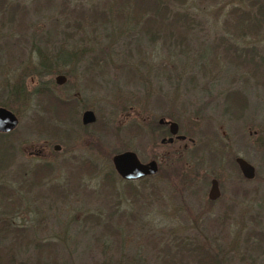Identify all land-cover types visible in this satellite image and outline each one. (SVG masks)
<instances>
[{
  "label": "rangeland",
  "instance_id": "obj_1",
  "mask_svg": "<svg viewBox=\"0 0 264 264\" xmlns=\"http://www.w3.org/2000/svg\"><path fill=\"white\" fill-rule=\"evenodd\" d=\"M63 1L0 0V107L19 116L11 135L0 137L2 161L7 141L13 147L9 166L0 169V188L13 192L0 201V220L22 230L15 261L191 264L185 248L200 243L222 263L264 264V18L257 33L230 38L237 47L256 49V66L233 63L220 45L230 33L223 26L229 8L253 9L252 0H186L194 13L187 46H172L162 36L150 42L132 22L122 24L132 21L128 15L90 32L76 30ZM83 36L101 42H90L94 72L86 66L94 54L83 55L68 75L29 70L37 46L66 40L78 47ZM58 74L65 77L61 84L54 81ZM20 85V92L12 88ZM38 87L71 100L68 118L42 111ZM234 92L247 102L241 110H230L224 100ZM85 109L95 120L83 126ZM34 114L46 124L32 123ZM160 118L174 122L183 138L160 142L170 135ZM124 150L141 162L156 160L157 172L131 186L119 177L106 183L111 156ZM236 156L254 167L252 179L241 176ZM88 160L95 165L91 173L71 178ZM36 163L53 167L39 184L30 182L27 170ZM211 178L220 195L209 203ZM10 241L11 234L0 238V260ZM45 244L54 248L38 253Z\"/></svg>",
  "mask_w": 264,
  "mask_h": 264
},
{
  "label": "trees",
  "instance_id": "obj_2",
  "mask_svg": "<svg viewBox=\"0 0 264 264\" xmlns=\"http://www.w3.org/2000/svg\"><path fill=\"white\" fill-rule=\"evenodd\" d=\"M92 0L91 2L83 1H70L64 0L63 6L67 8L68 13L66 18L70 20L69 24L75 26L76 30L87 28L90 32L95 29L97 24L109 25L112 23L113 17L119 18L122 20V16L128 15L132 21L124 20L122 24H126V21L133 23V25L140 28L141 32L147 34L150 42H154L159 39L161 36L163 40L170 41L171 45L183 46L186 45V33L188 32L191 24L193 23L192 18L194 13L189 11L185 6L186 0ZM201 1V0H199ZM252 4H255L253 9L247 10L238 8L237 6L229 8L227 11L226 18H224L223 26L226 32H230L229 35L223 37L220 45L222 46L224 52L227 55L231 56V61L233 63L246 66L253 64L256 66V63L253 61L255 56H259L256 49L253 46H243L237 47L236 44L230 43V38L234 35V38H241L250 34H255L260 29V24L264 18V0H252ZM73 11V13L71 12ZM73 14V16H72ZM113 31V30H111ZM118 30L117 32H119ZM161 32L163 35H161ZM119 35V34H118ZM115 36H106L107 38L113 40ZM97 37L95 36H83L79 40L85 43H82L81 46L73 47L67 44L66 40L61 41L58 46L52 48L40 47L37 46L35 49V64L29 70L35 75L41 76L49 73H63L64 75L70 74L71 67L76 66L77 62L83 55L94 54L91 50L93 49L91 40L96 44H101L98 42ZM116 39V38H115ZM117 40V39H116ZM115 40V42H116ZM172 40V41H171ZM110 42V41H109ZM107 43V46L109 44ZM184 43V44H182ZM184 45V46H185ZM187 46V45H186ZM53 49V50H51ZM264 55H260V60H263ZM93 57L90 62L87 64V70L95 71V66H98L97 56L91 55ZM228 57V56H227ZM94 65V66H93ZM20 77L18 81L21 79ZM19 83L22 84V81ZM9 86V85H7ZM15 91L20 92L22 86L12 87ZM38 87L36 90L38 105L46 114L50 112L52 117L64 120L68 118L73 108L71 100H64L61 98H56L46 87L45 90ZM13 90V91H14ZM48 91V92H47ZM21 95V94H20ZM224 100L227 102V107L230 110H241L247 104L243 95L238 92L227 93L224 96ZM48 110V111H47ZM47 111V112H46ZM15 114V113H14ZM16 115V114H15ZM37 116L32 117V123L34 124H46L43 119V115L36 114ZM18 116V115H17ZM16 116V118H17ZM19 117V116H18ZM18 122V119H17ZM52 130L54 132L62 133L63 130H60L55 125L52 124ZM13 130V129H12ZM0 132V137H8L11 135V131ZM64 134V133H63ZM8 154V157L3 159L0 155V169L9 166L11 158L13 157L12 144L11 141H7V146L5 147ZM82 165V166H80ZM80 167L77 165V169L70 173V177L77 179L82 173L90 174L91 170L95 165L91 161H85L81 163ZM75 166V167H76ZM53 167L49 163H40V164H31L27 167L28 172L30 173L31 183L39 184L46 176H49ZM118 176L112 169L105 176V181L108 184H113L118 181L116 178ZM149 177V176H145ZM139 178L142 180L143 178ZM151 177V176H150ZM119 179H121L119 177ZM137 179V180H139ZM126 182V185L131 184L132 181L136 180H123ZM183 181V180H182ZM154 189L156 187H153ZM152 188V189H153ZM54 190L57 188L54 187ZM11 190L0 188V201H5L4 197L7 200V196L11 194ZM13 193V192H12ZM9 199V197H8ZM207 202L212 203L213 201L206 199ZM11 227L9 221L0 220V238L3 239L7 234L13 236V243L10 241L5 246V255L4 259L0 260V264H23L24 262H16L14 247L16 242L22 238V230L19 228H8ZM183 245H181L182 247ZM41 247L38 250L39 252H46L48 248H54L53 245L45 244L40 245ZM187 254L190 256L191 264H229L228 262L222 263L221 258L218 257L216 253L207 245L200 243L191 244L186 246ZM39 255V254H38ZM38 258V257H37ZM165 261V264H171ZM171 261H173L171 259ZM42 260L39 261V263ZM189 264V263H188Z\"/></svg>",
  "mask_w": 264,
  "mask_h": 264
},
{
  "label": "water",
  "instance_id": "obj_3",
  "mask_svg": "<svg viewBox=\"0 0 264 264\" xmlns=\"http://www.w3.org/2000/svg\"><path fill=\"white\" fill-rule=\"evenodd\" d=\"M65 80L64 75L58 74L54 77L56 84H61ZM95 120V115L90 109H85L80 114V123L87 125ZM17 124L16 116L8 109L0 107V132H8ZM177 126L174 122L168 125V132L170 135L176 133ZM182 135H176V139H182ZM171 138H168V141ZM164 140H161L163 142ZM56 149L58 145L54 146ZM112 168L116 175L122 180H137L145 176L154 175L157 172L156 161L151 159L147 162H141L133 151L125 150L115 153L110 158ZM241 176L244 179H252L254 177V167L240 156L234 158ZM220 195L217 180L211 178L209 180V187L206 197L208 200H215Z\"/></svg>",
  "mask_w": 264,
  "mask_h": 264
},
{
  "label": "flooded vegetation",
  "instance_id": "obj_4",
  "mask_svg": "<svg viewBox=\"0 0 264 264\" xmlns=\"http://www.w3.org/2000/svg\"><path fill=\"white\" fill-rule=\"evenodd\" d=\"M14 114V113H13ZM15 115V114H14ZM16 116V115H15ZM171 121H165L164 119H162V118H160V119H158V123L159 124H163V125H166V130H167V132H168V125H169V123H170ZM82 125V124H81ZM83 126H85V125H83ZM169 133V132H168ZM170 134V133H169ZM176 135H177V131H176V133L174 134V135H169L168 137H167V139L166 140H164V139H161V140H164L165 142H170V141H172L173 139H176ZM168 138H171L169 141H168ZM163 141V142H164ZM190 141H192V140H190ZM161 142V141H160ZM55 146V145H54ZM53 146V150H55V151H57L58 149H59V146L57 147V149L55 148ZM125 151V150H124ZM130 151H132V150H130ZM41 152V151H40ZM134 152V151H133ZM135 153V152H134ZM136 154V153H135ZM137 156V155H136ZM154 160V159H153ZM156 161V160H155ZM156 164L158 165V163L156 162ZM158 167V166H157ZM219 188V187H218ZM214 201V200H213Z\"/></svg>",
  "mask_w": 264,
  "mask_h": 264
}]
</instances>
